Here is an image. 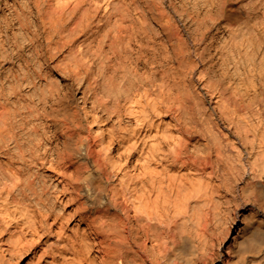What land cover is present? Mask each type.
<instances>
[{"label": "bare ground", "instance_id": "6f19581e", "mask_svg": "<svg viewBox=\"0 0 264 264\" xmlns=\"http://www.w3.org/2000/svg\"><path fill=\"white\" fill-rule=\"evenodd\" d=\"M0 264H264V0H0Z\"/></svg>", "mask_w": 264, "mask_h": 264}]
</instances>
